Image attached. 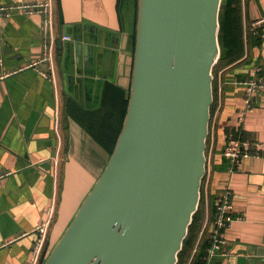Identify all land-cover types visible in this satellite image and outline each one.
<instances>
[{"label":"crops","instance_id":"obj_1","mask_svg":"<svg viewBox=\"0 0 264 264\" xmlns=\"http://www.w3.org/2000/svg\"><path fill=\"white\" fill-rule=\"evenodd\" d=\"M43 1L0 0V5ZM121 2L51 0L55 84L38 74L47 71L45 63L18 71L43 57L42 17H0V264H30L34 230L53 205L44 246L48 255L107 164L110 140L102 130L105 123L116 125V106L128 93L103 77L110 76L114 63L123 69L117 76L126 77L132 54L130 23ZM241 15L249 25L264 17V0H243ZM88 23L94 32L84 31L83 42L91 46L93 61L80 55L75 64L72 57L66 86L61 38H69V47L78 35L76 27ZM258 31L260 45L249 49L248 62L220 71L223 121L206 173L212 193L228 187L232 220L223 231L226 243L214 258L217 264H264V88L252 94L250 109L240 115L246 91L242 83L256 68L264 78V30ZM224 125L251 154L234 167L220 157Z\"/></svg>","mask_w":264,"mask_h":264},{"label":"water","instance_id":"obj_2","mask_svg":"<svg viewBox=\"0 0 264 264\" xmlns=\"http://www.w3.org/2000/svg\"><path fill=\"white\" fill-rule=\"evenodd\" d=\"M121 3L132 54L126 77L114 63L103 80L128 93L122 127L103 172L42 264H177L199 206L221 0ZM76 29L75 42L62 44L66 86L72 57L75 64L80 55L93 61L83 32L94 27Z\"/></svg>","mask_w":264,"mask_h":264},{"label":"trees","instance_id":"obj_3","mask_svg":"<svg viewBox=\"0 0 264 264\" xmlns=\"http://www.w3.org/2000/svg\"><path fill=\"white\" fill-rule=\"evenodd\" d=\"M218 43L220 47V57L217 64L213 68L214 102L211 107L210 132L207 139L206 156H208L210 153L211 148L212 152H216L217 150L218 128L219 125H221L220 122L223 121V93L220 105L217 98L218 73L227 67H230V69L233 68L237 63L248 62L249 58L247 53L249 49L251 47H258L260 45L259 31L256 33V36H253L252 32L250 31V25L243 22L241 15V0H221L219 11ZM221 80L223 82V72H221ZM127 103V99H123L116 106V125L111 126V123L106 121L110 125H106L105 123V127L102 130L105 133H108V138L110 140V154L114 149L117 137L120 133L126 113ZM216 110H218V115L217 122L214 125L213 119ZM222 132L226 140L237 137L233 130H230V128H228L226 125H224ZM211 137H213V140H211ZM221 160L223 163L224 159L221 158ZM209 180L210 179H208L206 185V177L203 178L199 206L196 213L192 217V222L188 228V234L183 242L182 250L178 254L177 264H206V250L210 246L209 235L214 221L213 205L215 197L217 196V193L214 194L211 192ZM46 256L47 253L44 249L39 264L43 263Z\"/></svg>","mask_w":264,"mask_h":264},{"label":"built area","instance_id":"obj_4","mask_svg":"<svg viewBox=\"0 0 264 264\" xmlns=\"http://www.w3.org/2000/svg\"><path fill=\"white\" fill-rule=\"evenodd\" d=\"M241 2L243 3V0H241ZM51 10H52L51 0H46L39 3L16 2L8 5H0V17L5 18V17H11L13 15H17V16L21 15V16L29 17L36 14L42 17V21H43V26H42L43 55L42 56L43 57L41 60L32 62L18 71H22L26 69L36 70V68L40 64L45 63L47 66V71L45 72L38 70V74L43 78L49 79V81L55 84V75L53 71L54 68H53V57H52V52L55 45V39L52 34ZM250 29L251 31H253L255 35L258 32V30H261L262 32V30H264V17L253 21L250 24ZM61 39L64 41L69 40V38L66 36H64ZM242 84L245 87L246 91L243 96L244 98L243 108L240 111V115L244 117L251 107L252 94L264 88V78L258 76V69L256 68L254 69L253 77L243 82ZM222 93H223V82L221 80V73H218L217 98L219 105L222 99ZM217 115H218V110H216L214 118ZM211 140H213V137H211ZM211 146H212V142H211ZM250 156L251 154L244 148L243 144L237 137L226 140V144L223 150L221 151V157L223 159L228 160L231 163L232 167L239 164L241 160L247 159ZM208 157L209 154L207 156V159ZM205 177H206L205 184L207 185L209 179L207 173L205 174ZM205 194H206V186H205ZM231 210H232L231 194L229 192L228 187H225L217 194L214 200V221L211 226L210 235H209L210 246L206 250V257H205L206 264H217L214 262V258L219 255L221 249L226 243L223 237V231L227 228V226L232 220ZM44 214H45V219L34 230V232L36 233V239L31 249L30 264L40 263L44 251L49 225L52 221L54 214V206L51 205L50 207H48L45 210Z\"/></svg>","mask_w":264,"mask_h":264}]
</instances>
